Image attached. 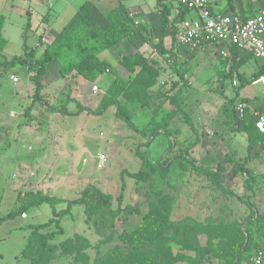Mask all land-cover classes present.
<instances>
[{
    "label": "rangeland",
    "instance_id": "374dc122",
    "mask_svg": "<svg viewBox=\"0 0 264 264\" xmlns=\"http://www.w3.org/2000/svg\"><path fill=\"white\" fill-rule=\"evenodd\" d=\"M3 6L0 15L5 16L8 44L0 64L24 57L25 46L32 49L38 36L30 31L27 14H9ZM149 37L153 36L145 39ZM143 51L144 55L150 52ZM172 53L176 55L172 63L169 52L156 56V61L140 53L145 60L141 65L123 59L117 63L119 77L97 83L87 80L90 108L95 111L103 103H119L134 128L118 116L116 106L101 116L68 115L66 106L78 103L71 98L70 76L62 79L65 86L60 93L56 91L61 98L46 101V106L34 98L35 85L27 67L0 66V218L42 195L54 198V208L60 212L88 187L109 196L112 209L118 211L123 182L126 187L115 223L105 211L94 212L95 217L86 223L82 206H73L71 215L59 218L65 233L51 242L56 251L45 253L39 244L33 246L36 258L45 253L41 264H84L87 260L92 264L117 249L127 252L129 245L122 237L138 230L143 233L144 249L158 255L159 261L163 246L153 242L158 243L169 230L165 236L172 257L177 258L173 264H245V256L264 250V138L257 136L249 152L231 102L236 91L234 76L251 79V67L257 69L261 61L248 60L242 69L234 68L218 46L193 49L178 42ZM59 68L57 62L49 66L45 84L59 78ZM12 76L19 79L18 84ZM95 85L98 93L93 91ZM248 86L240 89L242 97L252 90L264 98V87ZM164 132L173 135L172 151V141ZM184 154L205 167L221 166L225 185L244 203L217 189L187 158L173 159ZM244 166L252 172L249 181ZM124 171L149 174L143 180L122 179ZM245 204L254 206L255 212ZM126 207L138 211H124ZM26 216L0 224V264H31L21 254L29 227L47 224L53 215L51 207L43 204L30 208ZM100 218L104 222L96 227ZM50 230L57 229L52 225L41 233ZM245 237L246 245L239 250Z\"/></svg>",
    "mask_w": 264,
    "mask_h": 264
},
{
    "label": "trees",
    "instance_id": "16d2710c",
    "mask_svg": "<svg viewBox=\"0 0 264 264\" xmlns=\"http://www.w3.org/2000/svg\"><path fill=\"white\" fill-rule=\"evenodd\" d=\"M166 3V0H160ZM162 11L160 12V16L162 19V23L164 28L168 26H172L170 17L169 8L162 4ZM106 5L103 0H89L84 3L76 15L71 19V21L64 27V29L59 33L54 42L48 46L42 55L38 58L36 57V51L32 49H28L26 46L24 48V57H14L12 60H6L3 64L7 66H15L17 64L27 67L28 73L31 75L30 80L35 85V100H39L43 102L46 106L48 105L45 100L41 98V91L45 85V76L47 74L48 66L57 62L60 66L59 76L64 79L71 75H76L84 78L88 81H94L99 76H103L106 73H113L112 66L110 63L101 60L99 55L104 51L115 46L117 43L122 41L123 39H128L131 43H135L138 39L137 32L140 30V26H137L135 22L130 18V13L120 4L118 3L114 7H110ZM183 8L182 16L185 17V13L189 10ZM5 18L0 16V55L2 56L6 46L7 41L3 37V26H4ZM27 31V30H26ZM26 32L24 34V37ZM232 55V60L234 62L233 67L235 68L239 59L244 55L237 48H233L230 50ZM141 60L144 62V58L139 54L136 55H128L124 58V61L131 64L141 65ZM147 63V60H146ZM3 64H0L3 65ZM264 76V64L259 67V69L253 73L251 79H246L242 74H238L237 81L238 85L235 87L238 89L237 93L239 94L240 89L244 88L248 85H252L256 80L260 77ZM178 86V84H174L172 87V91ZM237 97V96H236ZM231 99V102L235 105L238 102H246L244 99L238 100L237 98ZM111 106L117 107L118 116L132 128H134V124L129 115H127L123 108L119 103H108L101 104L100 109L93 111L89 108H84L78 105L79 111L76 114H68L70 116H79L82 112H87L93 116H101L103 115L107 109ZM51 111H55L53 108H49ZM236 114V112H235ZM237 129L240 134L244 135L248 141V150L252 151L253 147L257 142V136L263 137L260 132L256 130L255 120L253 117H248L244 120H239L237 115ZM251 120H250V119ZM165 136L172 141L169 151L173 149V135L171 132H164ZM179 157H185L189 160L190 164L193 168L210 178L213 184L219 189L221 192L226 193L238 201L244 203L243 200L239 196H237L231 189H229L223 180L222 176V167L219 166L217 168L205 167L200 165L196 160L190 158L189 154H184L181 156H177V158H173L176 160ZM250 156H248L245 161V166L249 163ZM168 164V162H167ZM166 164V165H167ZM243 167L246 169V167ZM246 175L248 176V181L252 177V172L249 170H245ZM149 173H135L131 174L126 171L122 174V179L124 176H129L135 180H143L147 177ZM125 183L122 184V193L118 198V211H114L111 207V198L101 191L95 190L94 188L88 187L84 190L81 197L77 200L70 201L65 210H61L60 212H56L54 208L55 199L47 196H38L37 198L31 200L30 202L22 204L17 212H11L3 218H0V224L6 222L10 219L15 218L17 215L26 214L30 208L39 207L43 204H48L52 209L53 218L47 224H39L37 226L31 225L29 227L30 234L26 240V245L21 252L23 259H27L31 264H41L43 259V254L46 252H55L56 244L52 245L51 242H54L58 237L64 235V229L59 222V218H63L65 216L72 214L73 206H82L84 207V213L87 215L86 223H88L90 218L95 217L94 212H107L105 215L110 216V222L115 223L119 214L121 213L122 199L123 193L125 191ZM247 207L251 209V212H255L254 206L251 204H245ZM94 210V211H93ZM124 211H134L136 214L138 210H134L133 208H125ZM103 215V216H105ZM251 218H247L246 221H249ZM103 221V218L98 219L94 224L96 227L99 226V221ZM52 225L57 229L50 230L46 234L41 233V230L50 228ZM171 230V228H170ZM169 232V230L167 231ZM161 236V239L158 243L153 242L155 244H161L163 246L161 260L159 261L158 255L155 253L147 252L144 249V237L143 233L140 230L131 233L129 236H123L122 240L125 244L129 245V249L127 252L122 249H117L115 252L110 254L109 256L97 259L93 261L92 264H170L177 262V258L172 257L171 249L168 246L167 242L169 238L165 236L167 233ZM165 236V237H164ZM260 241V240H259ZM39 244V250H43L45 253L41 254L38 258H36V250L33 246H37ZM91 245L88 244V247ZM153 245V244H152ZM246 245V237L241 242V247L239 250ZM260 248V243H259ZM258 248V249H259ZM32 252V253H31ZM259 253H264V250L255 251L253 254H249L245 256V262L249 261V258L252 255H256ZM18 259V258H17ZM21 259V258H19ZM89 259V258H88ZM90 260V259H89ZM84 264H89L88 260L85 261Z\"/></svg>",
    "mask_w": 264,
    "mask_h": 264
},
{
    "label": "crops",
    "instance_id": "0c3cea01",
    "mask_svg": "<svg viewBox=\"0 0 264 264\" xmlns=\"http://www.w3.org/2000/svg\"><path fill=\"white\" fill-rule=\"evenodd\" d=\"M87 1L89 0H9L2 3V0H0V4L4 5L2 10H6L7 13L9 14L13 12H17L20 15L27 14V18L28 19L31 18L30 31L35 36L38 35L36 36L37 40L32 50L36 51V57L39 58L44 52V50L54 42L56 36L59 33H61L64 27L76 15L79 8ZM96 1L99 2V0ZM103 1L106 3L107 6H109L108 8L110 7L112 8L118 3H120L130 14L133 15L130 18H132L135 24L136 22L138 23L137 26H140V30L137 32L138 39L135 43H131L128 39H123L115 46L108 49L107 51H104L99 55L100 56L99 58L101 60L110 63V65L112 66L113 73L108 72L103 76H99L96 79L97 80L96 83L99 81H106V78L110 76L119 77L117 76V74H120L119 71L117 70V63L122 61V59L124 61V58L128 55H136V54L140 55L141 53L144 57L149 56V58L147 59L156 61L155 59L156 56L159 58L161 57L159 54L169 52L170 54L167 55H169L168 56L169 62H171L170 61L171 59L176 58L175 57L176 55H173L172 52L174 53L176 52L177 42L181 44L178 39V30L180 24L183 21L200 20V13L198 11H188L187 13H185L184 15L185 17H183L182 16L183 8L181 9L180 6L174 1H166V3L160 0H103ZM208 2L210 5V9L215 14H221V15L230 14V13L237 14L240 15L243 19L249 18L251 16H255V14H257L258 12L264 11V0H258V2L255 4L246 3L243 0H208ZM162 4L166 5L169 8L170 10L169 19L171 23L173 22L172 26H168L166 28H164L161 19L162 16H160V12L163 10L161 6ZM3 17L5 18V16ZM4 28H5V22L3 26V37H4ZM147 35H152L153 37L152 38L149 37L146 40L145 38L147 37ZM156 35L159 37L157 41L154 38ZM215 47L216 46H208L202 48L212 49ZM148 49L150 50L149 54L144 55L143 50L147 51ZM40 50L42 51L40 52ZM228 57L233 62L231 52H230V56ZM248 60L261 61L260 66L264 64V60H257L255 58H251L249 55H243L241 59H239L236 67L239 66L240 68L241 66H245ZM259 67L254 70L251 67V72L255 73L259 69ZM241 71L242 70H240V72ZM236 76L237 75L234 76V79L237 78ZM70 77L73 82L69 86H73L72 88L74 90L73 94L71 95L72 96L71 98L74 101L76 100L78 103L76 104L75 102H72L66 106L68 114H76L79 111L78 105L84 108L91 109L89 104H87L89 103V101L92 102L89 99L91 88L86 87L87 85H89V82L84 78L80 76H76L74 74L71 75ZM59 78H57V80L52 79L53 81L49 80V82H47L44 85L43 90L41 91V98L45 100V102L46 101L54 102L57 101V97L59 99L61 98L58 96V94L60 93L61 87L65 86L64 85L65 81L64 80L62 81V78L60 76ZM235 81L237 80L232 81V85ZM18 83H19V79L18 82L15 84ZM250 86H258V85L252 84ZM233 88L236 90L235 95L233 96L234 98L237 96L236 98L238 100L244 99L249 104L252 110L258 112H264L263 97L259 95L258 96L253 95L254 93H252L253 92L252 90H251V94L242 97L240 92L239 94L237 93L238 89H236L234 86ZM246 88L244 87L242 90ZM57 89L59 91L58 94H56ZM233 97L231 99H233ZM63 98L65 97L63 96ZM38 104L42 105L44 103L38 100ZM61 105L63 106L66 105V102H62ZM76 108L77 110H75ZM245 264H247V262Z\"/></svg>",
    "mask_w": 264,
    "mask_h": 264
},
{
    "label": "built area",
    "instance_id": "2783aa9c",
    "mask_svg": "<svg viewBox=\"0 0 264 264\" xmlns=\"http://www.w3.org/2000/svg\"><path fill=\"white\" fill-rule=\"evenodd\" d=\"M174 1L189 11L200 13L199 21H183L178 30L179 42L186 47L202 48L218 46L221 54L230 56V50L237 48L244 55H249L257 60H264V11L255 16L243 19L237 14H215L210 9L208 0H166ZM246 3L255 4L258 0H243ZM133 15L130 14V17ZM138 23L136 22V25ZM14 83L18 78L11 77ZM235 81L233 86L236 87ZM253 85L264 87V76L256 80ZM97 93L99 88L93 87ZM235 112L239 120L253 117L255 127L261 135H264V112L252 110L247 102H238ZM104 162V161H103ZM26 214L22 215L25 219ZM247 264H264V253L253 255Z\"/></svg>",
    "mask_w": 264,
    "mask_h": 264
}]
</instances>
